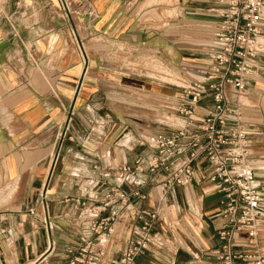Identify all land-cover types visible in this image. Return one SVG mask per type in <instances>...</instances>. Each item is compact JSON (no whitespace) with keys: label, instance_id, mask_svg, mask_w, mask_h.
I'll return each instance as SVG.
<instances>
[{"label":"crops","instance_id":"obj_1","mask_svg":"<svg viewBox=\"0 0 264 264\" xmlns=\"http://www.w3.org/2000/svg\"><path fill=\"white\" fill-rule=\"evenodd\" d=\"M67 1L66 14L60 0H0V264H68L85 233L86 208L100 204L90 196L98 193L104 198L118 184L117 166L134 164L151 152L139 141L165 132L156 125L142 126L136 119L126 121V142L107 141L116 139L120 127L115 125L108 134L100 131V83L98 77H87L80 48L85 37L83 2ZM133 1L90 0L101 14L104 34L115 35L113 26L124 15L129 20L124 31L130 47H157L171 55L172 63L175 59L178 69L184 55L194 78L208 74L211 53L220 48L216 33L225 0H175L172 7L177 15L162 33L147 25L149 5L141 14L128 12L125 4ZM138 21L145 25L134 28ZM257 62L242 95V109L249 131L248 161L264 183V53ZM124 84L131 97L142 93L151 100L141 101L145 108L134 116L149 115L157 122L164 115L165 101L171 103L172 112L182 107L179 89L165 93L158 83L134 77L125 78ZM212 109L209 93L194 105L196 117ZM113 112L122 115L115 107ZM108 123V128L113 127ZM174 129L171 126L166 132ZM200 161L191 183L168 193L155 226L158 241L137 258V264L214 263L220 246L218 230L226 222L225 198L217 184L206 178V161ZM150 178L148 168L136 173L137 180L146 182L141 190L147 198L133 197V206L116 222L114 236L97 264H116L135 212L156 207L159 186ZM161 179L158 174L157 180ZM136 187L121 185L126 192ZM108 208L103 215L110 212ZM237 246L248 252L256 248L245 231ZM258 249L264 254V213Z\"/></svg>","mask_w":264,"mask_h":264},{"label":"built area","instance_id":"obj_2","mask_svg":"<svg viewBox=\"0 0 264 264\" xmlns=\"http://www.w3.org/2000/svg\"><path fill=\"white\" fill-rule=\"evenodd\" d=\"M60 2L64 13H69L68 1ZM225 2L216 33L220 48L211 53L209 72L190 82L180 95L182 107L176 110L189 120L171 132H157L142 138L139 143L147 144L151 152L137 158L134 164L117 166L118 184L104 198L98 193L90 196L100 204L86 208L85 233L68 264L100 262L106 245L114 236L116 222L133 206V197L147 198L141 190L146 182L137 180L136 173L148 168L150 181L159 186L156 207L135 212L131 218V234L116 261V264H137V258L158 241L155 226L168 193L175 186L191 183L201 159L206 161V178L217 184L225 198L226 222L218 230L220 246L213 264H264V254L258 249L260 217L264 213V183L257 179L248 161L249 131L244 125L242 109V95L255 73L257 60L264 53V0ZM88 11L92 20L98 17L95 9ZM80 48L86 60L88 55L82 50L85 49L82 41ZM206 93L212 97L213 109L196 117L194 105ZM158 174H162L160 181ZM124 183H134L137 187L126 192L121 189ZM100 184L104 186L103 182ZM107 207L110 212L103 215ZM30 212L34 214L36 209L31 208ZM46 222L50 229L53 228L51 221ZM243 231L256 246L254 251L238 248L237 241Z\"/></svg>","mask_w":264,"mask_h":264},{"label":"rangeland","instance_id":"obj_3","mask_svg":"<svg viewBox=\"0 0 264 264\" xmlns=\"http://www.w3.org/2000/svg\"><path fill=\"white\" fill-rule=\"evenodd\" d=\"M174 1L154 0L148 2V0H136L130 5L126 3L125 7H127L128 12H140L141 14L143 13L142 10L149 5L147 10H150L148 15L152 20L150 19L147 25L162 33L167 28L166 24H168L170 18L177 15V11L172 7ZM82 2L81 15L85 32L83 39L85 49L83 48L82 50L84 54L87 52L88 55L85 62V72L87 71L88 78L93 76L98 77L100 83L98 110L101 117L99 128L101 132L108 134L109 130L114 131L115 125L116 128L118 125L120 127V132H118L119 135L117 134L116 139L107 141H110V143L116 140L126 142V136H124L125 129H127L126 121L131 120H138V123L146 127L150 124L156 125L160 130L165 132L171 126L176 128L182 127L185 123L186 115L181 112H172L170 108L171 103L167 101L164 102V115L157 117V122H155V117H150L149 115L134 116L135 114L133 113H137L136 111L145 108L142 107L141 101L150 102L151 100L146 99L142 93L131 97L130 91L126 89L124 82L125 78L129 77L143 78L158 83L159 86L163 87L165 93L174 88L179 89V93L182 94L184 92V85L190 84L193 79H196L187 68L189 66L186 62L189 61L188 57H184L183 55L181 60L183 59L184 63L181 62L178 69L175 59L172 63L171 55L163 54L157 47H152L151 50L145 47L142 49L130 47L128 44L129 37L126 36L124 31L129 20L125 21L124 15H121L115 26H113L116 31L111 32H115V35L109 36L107 33L104 34V28H101L99 23V16H101L99 10L92 5L90 0H82ZM89 9H95L98 13V17L95 20L91 19ZM137 23V25H133L134 28L145 25L144 21H138ZM183 44L181 42V46ZM116 82L118 84L115 85L114 83ZM153 103L155 105V101ZM114 107L122 112V115H119V113L114 114ZM149 109L148 107L147 110ZM108 114H110L111 118H109ZM108 121H110V127H113L108 128ZM87 167L90 171V167Z\"/></svg>","mask_w":264,"mask_h":264}]
</instances>
